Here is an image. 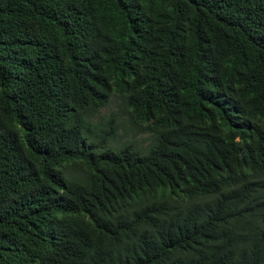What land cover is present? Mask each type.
Returning <instances> with one entry per match:
<instances>
[{
	"label": "trees",
	"instance_id": "obj_1",
	"mask_svg": "<svg viewBox=\"0 0 264 264\" xmlns=\"http://www.w3.org/2000/svg\"><path fill=\"white\" fill-rule=\"evenodd\" d=\"M0 264H264V0H0Z\"/></svg>",
	"mask_w": 264,
	"mask_h": 264
},
{
	"label": "rangeland",
	"instance_id": "obj_2",
	"mask_svg": "<svg viewBox=\"0 0 264 264\" xmlns=\"http://www.w3.org/2000/svg\"><path fill=\"white\" fill-rule=\"evenodd\" d=\"M108 110H109V108L108 107H105L102 110H100L99 113H106V112H108Z\"/></svg>",
	"mask_w": 264,
	"mask_h": 264
},
{
	"label": "clouds",
	"instance_id": "obj_3",
	"mask_svg": "<svg viewBox=\"0 0 264 264\" xmlns=\"http://www.w3.org/2000/svg\"><path fill=\"white\" fill-rule=\"evenodd\" d=\"M249 193H253V192H255L254 190H252V189H249V190H247Z\"/></svg>",
	"mask_w": 264,
	"mask_h": 264
}]
</instances>
